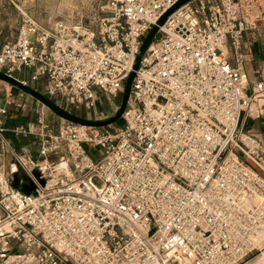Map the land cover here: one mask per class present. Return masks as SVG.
Returning <instances> with one entry per match:
<instances>
[{
    "label": "built area",
    "instance_id": "built-area-1",
    "mask_svg": "<svg viewBox=\"0 0 264 264\" xmlns=\"http://www.w3.org/2000/svg\"><path fill=\"white\" fill-rule=\"evenodd\" d=\"M175 1L105 0L92 27H42L18 10L14 38L0 39V72L29 87L44 82V96L93 113L88 120L107 118L117 108L99 116V93L121 98L142 40ZM260 23L264 0L180 7L142 55L120 126L66 122L53 132L39 112L8 125L11 112L30 110L8 87L0 264H243L263 250L264 144L242 121L264 107V68L251 83L225 49ZM24 71L28 79L16 75ZM8 134L32 137L35 156Z\"/></svg>",
    "mask_w": 264,
    "mask_h": 264
},
{
    "label": "rangeland",
    "instance_id": "rangeland-1",
    "mask_svg": "<svg viewBox=\"0 0 264 264\" xmlns=\"http://www.w3.org/2000/svg\"><path fill=\"white\" fill-rule=\"evenodd\" d=\"M105 0H0V29L2 30L1 40H10L14 38L17 27L20 21V14H25L27 17L37 22L42 27H49L55 22H63L66 24L82 22L86 26L92 27L94 21L100 16L99 7L104 3ZM246 19L252 18L249 14ZM262 24V23H260ZM241 42V41H240ZM240 44L237 46V48ZM228 44L225 46L228 61L231 66L236 67L240 65V60L236 57V49ZM239 50V49H238ZM18 77L28 79L29 75L26 71L20 74H16ZM44 82L33 84L39 88L42 93ZM5 90H8V86L0 82V100L4 97ZM13 94L17 93V90L11 89ZM99 93V92H98ZM99 102L97 114L104 116V113L112 114L119 106L120 99L114 101L109 100L106 96L99 93ZM26 104L29 103L31 111L25 112L23 118L28 117V123L34 122L35 112L42 113L48 123L51 124L53 132H57L62 126L65 125L66 121L55 117L45 107L39 105L31 97L27 96ZM55 104L62 107L63 109L79 116L82 118L91 119L94 117L93 113L85 111L83 108L75 110L74 108L67 106L60 98H51ZM27 114V115H26ZM121 121H117L113 126H120ZM90 156L96 159V150L88 148ZM243 264H264V250L255 252L248 258Z\"/></svg>",
    "mask_w": 264,
    "mask_h": 264
},
{
    "label": "water",
    "instance_id": "water-1",
    "mask_svg": "<svg viewBox=\"0 0 264 264\" xmlns=\"http://www.w3.org/2000/svg\"><path fill=\"white\" fill-rule=\"evenodd\" d=\"M192 1H194V0H176L174 2V4L166 12H164L160 16V18L157 20L155 25L152 26L151 29L148 31V33L146 34V36L142 40L141 45L137 51L134 63L132 65V70L128 74V76L124 82V87H123V91L121 94L119 106L117 107L115 112L107 118H103V119H99V120H88V119L79 117V116L63 109L62 107L58 106L51 99L44 96L42 93L38 92L36 89L29 87L27 85H24L21 82H19L18 80H16L15 78H13L7 74L1 73V72H0V82L4 85L8 86L11 89L17 90V91L24 93L27 96L31 97L39 105H41V106L45 107L47 110H49L53 115H55L59 119L66 121L68 123H73V124H78V125H82V126H86V127H93V128H102V127H108L110 125H113L114 123L119 121L121 118V115H122V113H123V111L127 105V102H128L131 83H132V80L134 78L135 72L137 71V69L139 67L141 57L144 54V52L147 50L149 45L152 43L154 38L156 37L157 32H158V28L163 26L166 19L169 16H171L173 13H175L180 7H182L185 4L190 3ZM34 177L38 180L37 174H35ZM38 182L40 185L43 184L40 180H38ZM30 189H33V187H31Z\"/></svg>",
    "mask_w": 264,
    "mask_h": 264
},
{
    "label": "crops",
    "instance_id": "crops-1",
    "mask_svg": "<svg viewBox=\"0 0 264 264\" xmlns=\"http://www.w3.org/2000/svg\"><path fill=\"white\" fill-rule=\"evenodd\" d=\"M1 35L2 30L0 29V36ZM236 50V57L240 60V65L232 67L238 68L241 72H244L247 75L249 82L252 83L254 81V70L257 68H264V23L258 24L253 30L245 32L241 39L240 46ZM32 88L41 92L37 86H32ZM25 97H27L26 94ZM24 101H26V98H24ZM30 111L31 107L29 112ZM36 113L37 112H35V114ZM27 114L29 113L27 112ZM242 128L244 132L257 137L264 144V107L261 110L259 117H249L244 119L242 121ZM7 137L9 138L11 145H13L18 152L24 153L27 156H35L37 146L32 137L13 138L10 134H8ZM257 171L264 179V166L262 170L257 169Z\"/></svg>",
    "mask_w": 264,
    "mask_h": 264
},
{
    "label": "trees",
    "instance_id": "trees-1",
    "mask_svg": "<svg viewBox=\"0 0 264 264\" xmlns=\"http://www.w3.org/2000/svg\"><path fill=\"white\" fill-rule=\"evenodd\" d=\"M52 100V99H51ZM53 101V100H52ZM54 102V101H53ZM55 103V102H54ZM56 117V116H55ZM28 117L25 119L19 115L17 112H11L7 119V124L11 126H17V125H26L28 123Z\"/></svg>",
    "mask_w": 264,
    "mask_h": 264
}]
</instances>
